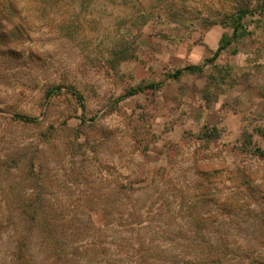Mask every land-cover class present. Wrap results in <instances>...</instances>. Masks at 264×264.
<instances>
[{"label": "rangeland", "instance_id": "1", "mask_svg": "<svg viewBox=\"0 0 264 264\" xmlns=\"http://www.w3.org/2000/svg\"><path fill=\"white\" fill-rule=\"evenodd\" d=\"M234 1L57 0L6 46L1 23L0 264L38 188L92 208L88 264H264V13L233 37Z\"/></svg>", "mask_w": 264, "mask_h": 264}, {"label": "trees", "instance_id": "2", "mask_svg": "<svg viewBox=\"0 0 264 264\" xmlns=\"http://www.w3.org/2000/svg\"><path fill=\"white\" fill-rule=\"evenodd\" d=\"M240 1L242 0H235L234 11L224 15L225 19L230 20L229 23L233 27V37L237 36L236 33L241 28V21L244 16L255 11L259 14L264 13V0H259L255 6L253 0H246L243 3H240ZM55 2L57 0H0V27L2 26L1 23L11 25L10 40L5 41L3 46L10 45L11 39L19 42L25 35L26 23L30 14L40 7L46 9ZM52 7H55V4H52ZM183 71L185 69L177 70L173 77H179ZM62 87L72 90L73 94H76L78 98L80 97L76 90H73L72 85H58L55 88H49L46 90L47 93L44 92L45 97H50L55 94L54 91H60ZM12 118L23 123L35 121L33 118L18 113L14 114ZM31 163L32 170L25 175L39 180L37 176L39 171L33 172L36 167H34L32 160ZM5 166H7L6 163ZM217 175H219L217 172L208 173L205 174V179L209 182ZM241 177L242 179L247 178L244 174ZM120 191L124 192V188L120 187L118 192ZM34 192L27 194L31 200L24 199L18 202L15 207L10 208L12 212L8 215V217H12L13 221L19 222L21 227L17 238V246L13 251L15 263L30 264L32 256L26 246L29 247L35 239L38 251L43 253L41 259L45 262L44 264H88V261L82 258L89 247L90 235L95 230L93 223L90 221V215L87 216V212H91L92 208L88 211L86 206L80 208L78 206L54 207L41 200L42 189L38 188ZM19 196L22 197L23 193L20 192ZM109 204L102 211L104 218L117 210L116 205Z\"/></svg>", "mask_w": 264, "mask_h": 264}]
</instances>
